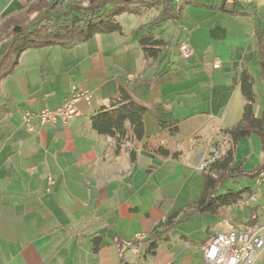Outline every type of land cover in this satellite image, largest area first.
I'll return each instance as SVG.
<instances>
[{
  "label": "crops",
  "instance_id": "obj_1",
  "mask_svg": "<svg viewBox=\"0 0 264 264\" xmlns=\"http://www.w3.org/2000/svg\"><path fill=\"white\" fill-rule=\"evenodd\" d=\"M35 1L0 0V26ZM202 1L203 7L184 6L180 20L161 27L167 47L154 64L144 57L140 35L130 33L142 23L122 24L123 34H97L72 48L27 50L0 81V264H207L203 248L229 230L225 221L238 231L264 232L255 216L264 193L251 201L250 188L218 214L180 219L155 255L136 258L131 248L122 258L116 243L161 231L174 213L198 202V163L211 146H228L221 130L242 118L245 99L236 80L243 71L255 78V115L264 113V105L256 111L259 84L264 99L258 40L264 0L235 7V14L217 10L223 0ZM183 42L193 50L190 59L179 53ZM73 89L91 96L90 103L79 102L81 115L67 127L34 118L31 133L25 113L58 108ZM121 91L147 108L144 139L130 142L134 162L91 126L92 116ZM263 161L256 135L240 141L235 167L252 172ZM253 218L259 222L251 229ZM255 264H264V251Z\"/></svg>",
  "mask_w": 264,
  "mask_h": 264
},
{
  "label": "trees",
  "instance_id": "obj_2",
  "mask_svg": "<svg viewBox=\"0 0 264 264\" xmlns=\"http://www.w3.org/2000/svg\"><path fill=\"white\" fill-rule=\"evenodd\" d=\"M203 4L202 0H36L0 26V81L13 73L21 55L27 50L57 45L72 48L97 34H123L124 28L118 19L124 14L141 16L147 12H156L150 22L130 31L131 34L140 35L138 43L144 57L154 64L167 47V43L158 33L161 27L165 23L180 20L184 6L203 7ZM216 8L231 14L236 12L235 8L226 6L225 0L222 6ZM258 40L260 67L264 79V33L258 34ZM236 81L245 99L242 118L236 126L221 130L228 137L229 143L223 150L224 156L201 172L203 187L198 202L174 213L163 222L164 228L161 231L147 236L143 241L133 240L126 244L117 240L122 258L125 251L135 246L140 247V258L155 255L160 243L168 239L169 230L180 219L196 214H218L220 210L243 200L250 188L219 194L229 179H255L264 171V161L252 172L244 171L242 166L235 167V152L242 139L256 135L264 152V113L261 117L255 115V78L246 70ZM146 113L147 108L138 104L128 91H121L109 107L101 108L92 116L91 126L100 136L113 141L117 153L126 150L134 162L137 151L130 142L132 139L139 142L144 139ZM219 148L222 149V146ZM159 152L166 154L162 150ZM258 222V218H253L248 226L253 229Z\"/></svg>",
  "mask_w": 264,
  "mask_h": 264
},
{
  "label": "built area",
  "instance_id": "obj_3",
  "mask_svg": "<svg viewBox=\"0 0 264 264\" xmlns=\"http://www.w3.org/2000/svg\"><path fill=\"white\" fill-rule=\"evenodd\" d=\"M249 1L225 0V4L230 8H235L244 6ZM179 53L184 59H190L193 55V50L187 42H183L179 45ZM214 67L215 69L220 68L221 62L217 61ZM82 100L90 103L91 96L85 92H78L73 89L70 98L62 106L56 109H43L37 113L28 111L25 113L24 121L29 126L31 133L36 132V128L31 125L34 118H37L41 125L61 123L63 127H67L81 115L78 104ZM208 154L205 159L198 163L196 167L198 172L205 171L219 161L224 156V151L217 146H211ZM49 183H53L52 178H49ZM263 184L264 171L255 178V189L250 195L251 201H257L259 195L264 193ZM225 225L229 228L227 232L217 234L206 242L203 248L205 262L207 264H255L258 259V253L264 251L263 228L246 232L236 230L227 221H225ZM145 239L146 237H139L136 241H143ZM131 251L136 258H139L141 251L139 246L133 247Z\"/></svg>",
  "mask_w": 264,
  "mask_h": 264
},
{
  "label": "rangeland",
  "instance_id": "obj_4",
  "mask_svg": "<svg viewBox=\"0 0 264 264\" xmlns=\"http://www.w3.org/2000/svg\"><path fill=\"white\" fill-rule=\"evenodd\" d=\"M205 1H208V0H205ZM214 2L215 3H220L221 0H214ZM155 14H156V12H147V13L141 15V16H134V15L124 14L123 16L119 17L118 20L124 26H137V25H139L141 23L143 24V23L149 22L150 20L153 19ZM170 25H172L171 22L168 23L167 27H170ZM259 85L256 88V91H257V93L259 95V102H258L259 104H257V106H256V111L258 113L262 112V111H259V108L263 109V105H264V99L262 97V90H260V86ZM199 173L202 176L201 172H199ZM245 188L255 189V183L253 182V179H250V178H247V177H239V178H235V179H229L223 185V187L219 191V194H225V193L229 192L230 190L238 192V191H241V190H243ZM245 204H247V203H245ZM252 205L255 206L254 203H252ZM260 205H261V208H257L255 216L260 217L261 221L264 222V197L261 199ZM243 210H244V208H243ZM246 213H250L249 207H248V209L245 210V214ZM241 226L244 229L247 228L246 225H241Z\"/></svg>",
  "mask_w": 264,
  "mask_h": 264
},
{
  "label": "water",
  "instance_id": "obj_5",
  "mask_svg": "<svg viewBox=\"0 0 264 264\" xmlns=\"http://www.w3.org/2000/svg\"><path fill=\"white\" fill-rule=\"evenodd\" d=\"M123 264H131L130 262L125 261Z\"/></svg>",
  "mask_w": 264,
  "mask_h": 264
}]
</instances>
